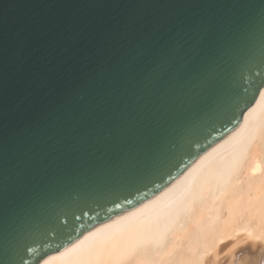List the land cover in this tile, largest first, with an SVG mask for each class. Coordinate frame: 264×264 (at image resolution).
Instances as JSON below:
<instances>
[{"label": "water", "instance_id": "obj_1", "mask_svg": "<svg viewBox=\"0 0 264 264\" xmlns=\"http://www.w3.org/2000/svg\"><path fill=\"white\" fill-rule=\"evenodd\" d=\"M264 90V0H0V264L151 199Z\"/></svg>", "mask_w": 264, "mask_h": 264}, {"label": "bare ground", "instance_id": "obj_2", "mask_svg": "<svg viewBox=\"0 0 264 264\" xmlns=\"http://www.w3.org/2000/svg\"><path fill=\"white\" fill-rule=\"evenodd\" d=\"M226 249L229 264H264V90L173 184L40 264H219Z\"/></svg>", "mask_w": 264, "mask_h": 264}, {"label": "rangeland", "instance_id": "obj_3", "mask_svg": "<svg viewBox=\"0 0 264 264\" xmlns=\"http://www.w3.org/2000/svg\"><path fill=\"white\" fill-rule=\"evenodd\" d=\"M234 241V240H233ZM233 241H231L233 244H234V242ZM230 241H229V244L231 243ZM245 242H247V243H245L244 245H243V243L244 242H242V245L241 244H238V247L236 246V247H234L236 244H234L233 246H232V243H231V246L233 247V248H231L232 250H230V251H235L236 252V250H235V248H237V250H240V248L239 247H243L242 249H244V248H246V249H250V242H248V241H245ZM241 243V242H240ZM247 244V245H246ZM239 245H241V246H239ZM230 245H229V247H231ZM245 246V247H244ZM239 248V249H238ZM229 249V248H228ZM228 249H226V250H223L221 253H220V255H219V257H221V258H219L218 257V263L219 264H229V260H230V254H229V252H227V250ZM229 251V250H228ZM234 251H233V253H234ZM224 252L226 253L227 252V254H224ZM230 253H232V252H230ZM239 254H241V255H243V252H241V253H239ZM223 255V256H222ZM228 258V259H227ZM226 259H227V261H226ZM224 262V263H223ZM228 262V263H227Z\"/></svg>", "mask_w": 264, "mask_h": 264}]
</instances>
